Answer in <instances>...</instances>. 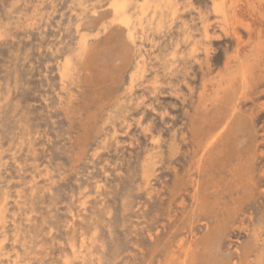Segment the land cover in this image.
<instances>
[{"label":"rangeland","instance_id":"374dc122","mask_svg":"<svg viewBox=\"0 0 264 264\" xmlns=\"http://www.w3.org/2000/svg\"><path fill=\"white\" fill-rule=\"evenodd\" d=\"M118 1L0 0V264H264V0Z\"/></svg>","mask_w":264,"mask_h":264},{"label":"bare ground","instance_id":"6f19581e","mask_svg":"<svg viewBox=\"0 0 264 264\" xmlns=\"http://www.w3.org/2000/svg\"><path fill=\"white\" fill-rule=\"evenodd\" d=\"M116 1V0H115ZM118 1V0H117ZM128 1H130L131 2V0H128ZM127 1V2H128ZM151 1V0H150ZM168 1V0H167ZM119 2V1H118ZM121 2V5H122V3H123V5H124V3H127V2H125L124 0L123 1H120ZM119 2V3H120ZM159 2V1H158ZM129 3V2H128ZM155 3V2H154ZM115 4V3H114ZM132 4V3H131ZM144 4H146V3H144ZM152 4V3H151ZM170 4V3H169ZM113 5V4H112ZM147 5V4H146ZM158 5V4H157ZM161 5V4H160ZM111 6V5H110ZM119 6H120V4H119ZM119 6H115V13L114 14H116V15H120L119 13H123V10H124V8L123 7H119ZM143 6V5H142ZM149 7V6H148ZM157 7V6H156ZM144 8V7H143ZM123 9V10H122ZM143 10V9H142ZM175 11V10H174ZM155 12V11H154ZM124 14V13H123ZM130 15V14H129ZM122 16V15H121ZM118 17V19H120L122 22H126V21H128V19L126 20V19H124V18H119V16H117ZM123 17V16H122ZM116 19V18H115ZM131 19V18H130ZM129 22V21H128ZM127 23V22H126ZM132 39V38H131ZM176 47V46H175ZM175 55V54H174Z\"/></svg>","mask_w":264,"mask_h":264}]
</instances>
